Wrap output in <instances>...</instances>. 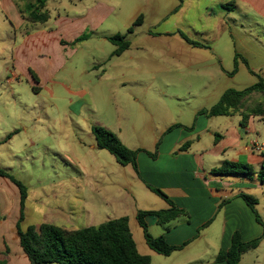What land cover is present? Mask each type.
I'll return each instance as SVG.
<instances>
[{"label": "rangeland", "instance_id": "1", "mask_svg": "<svg viewBox=\"0 0 264 264\" xmlns=\"http://www.w3.org/2000/svg\"><path fill=\"white\" fill-rule=\"evenodd\" d=\"M80 1H49L50 22L43 36L36 35L28 42H33L29 56L21 54V40L13 49L12 26L0 16V169L26 188L21 230L44 223L81 229L128 216L135 244L143 255L149 249L131 216L125 169L107 151L97 149L91 127L107 129L129 147L149 146L160 131L156 117H162L161 111L151 101H147V111L143 110L135 98L144 92L152 96L162 89L161 75L156 77V85H118L114 80L121 70L113 62L145 65L147 73L160 74L164 62L192 61L183 37L164 34L174 31L171 18L160 28H151L146 17L133 27L132 34L127 33L139 15L135 14L140 0H99L98 18L92 22L82 15L91 3ZM191 18H196L195 14L185 16L183 25ZM27 26L35 28L34 33L42 29L32 23ZM115 34L124 35L130 43L120 56H112L115 48L107 41ZM208 45L215 46L219 59L207 57L206 51L203 62H233L235 54L250 67L264 62V29L257 28L253 20L245 18L243 29L229 31ZM40 70L47 73L37 78ZM178 76L168 75L170 86L179 83ZM249 76L243 69L235 87H247ZM151 107L154 119L148 112ZM18 202L16 219L13 213L0 215L10 222L14 219L15 230L20 216ZM259 213L264 215V209Z\"/></svg>", "mask_w": 264, "mask_h": 264}, {"label": "crops", "instance_id": "2", "mask_svg": "<svg viewBox=\"0 0 264 264\" xmlns=\"http://www.w3.org/2000/svg\"><path fill=\"white\" fill-rule=\"evenodd\" d=\"M30 1L32 0H0V16L6 17L14 32L13 49L17 46L16 42L21 40L19 50L22 47L23 56H29L27 53L33 42H28L36 35L43 36L51 19L49 17L43 24H32L42 28L40 32L34 33L35 28L27 26L28 22L21 18L18 10ZM49 1L46 4L47 10ZM84 1L81 0V4ZM89 2L91 5L84 7L86 9L82 15L92 22L94 18H98L100 10L97 5L100 1ZM136 11L135 15L139 14L136 19L142 17L143 23L147 17L151 28H160L171 18L174 31H166L164 34L188 36L189 41L202 45L194 47L184 40L189 50L188 58L192 62H164L166 66L158 70L160 74L153 71L147 73L145 65L130 66L132 62L112 64L120 66L121 71L114 80L118 85H156V77L161 75L162 89L155 91L152 96L144 92L135 98L141 109L146 110L147 101H151L161 111L162 117H156L161 126L159 133L147 147H129L120 140L127 148L140 150L136 158L137 173L129 165L123 167L128 179L127 193L133 208L132 218L136 220L138 211L167 208V204L152 193L147 185L163 191L179 209L186 212V215L162 226L157 224L155 215H146L144 222L153 238L162 237L169 246L181 249L164 257L148 248L149 252L143 255L150 258L151 264H227L216 261V256L219 251L229 249L234 233H239L243 242L264 235V226L256 221L254 213L240 197L245 194L256 199V211L264 223V215L259 213V209H264V176L259 177L264 165V117L250 118L242 126L238 114L207 118L199 114V111L212 107L228 89L243 90L235 87L236 78L243 69L248 71L247 68H250L264 79V62L257 63L255 67H250L249 62L247 66L244 62H239L236 74L228 76L233 62H203L207 59L203 53L208 51L207 57L219 59L215 46L208 45V42L218 41L220 36L229 31L243 29L245 18L253 20L257 28L264 29V0H140ZM191 14H195L196 18L188 19L187 25H183L181 20ZM2 39L0 34V41ZM44 40L41 42L42 46ZM126 68L132 71L126 72ZM37 73L39 78L47 72L40 70ZM173 73L179 75V83L170 86L168 75ZM52 75L53 73L50 77ZM256 81L251 75L245 81L246 86H252ZM153 109L151 107L148 111L152 118ZM17 132L16 130L15 133ZM253 141H256L258 150H255ZM224 162L246 165L251 168L252 174L212 175L211 171ZM2 179L0 215L13 213L16 219L19 191L5 178ZM123 217L128 218L130 229V217ZM0 255L6 260V264H29L19 247L14 219L11 222L8 218L0 219ZM240 264H264V239L255 250L241 256Z\"/></svg>", "mask_w": 264, "mask_h": 264}, {"label": "trees", "instance_id": "3", "mask_svg": "<svg viewBox=\"0 0 264 264\" xmlns=\"http://www.w3.org/2000/svg\"><path fill=\"white\" fill-rule=\"evenodd\" d=\"M48 0H32L22 7H19V14L23 20L32 24H43L49 20V11L46 9ZM142 23V17H138L127 33L133 32V27ZM185 41L194 47L202 45ZM107 41L114 46L112 56H120L129 49L130 43L124 35L115 34L107 38ZM238 59L247 66V62L238 54L234 55L233 68L227 73L234 76L238 69ZM248 72L257 81L252 86L243 90L228 89L219 100L209 109L199 111V114L207 118L219 116H231L238 114L241 117L240 124L244 126L250 118L264 117V79L250 68ZM91 133L95 145L99 150L107 151L113 156L116 163L122 167L131 166L137 173L136 158L140 150H131L110 131L99 126H92ZM151 157L154 155L149 154ZM215 176H235L252 174L251 168L240 163L224 162L219 168L211 171ZM264 176V165L259 177ZM0 177L7 178L19 191L20 195V216L16 224V232L19 247L26 255L29 264H151L148 256L141 255L136 247L131 234L127 217L111 219L96 227H85L81 229H66L51 224H41L37 227L30 226L21 230L22 210L26 198V188L5 170L0 169ZM147 188L162 199L167 208L159 211H138L136 220L143 232V238L147 247L154 253L167 257L181 247L169 246L162 237L153 238L147 230L144 222L146 215H155L158 225H166L186 212L179 209L161 190L147 185ZM245 204L254 213L256 221L264 226L256 211L257 201L253 197L241 194ZM222 205L219 206V209ZM264 235L243 242L239 233L231 237V245L226 251H219L216 261L227 264H240V259L246 252L255 250ZM0 264H6V260L0 257Z\"/></svg>", "mask_w": 264, "mask_h": 264}, {"label": "built area", "instance_id": "4", "mask_svg": "<svg viewBox=\"0 0 264 264\" xmlns=\"http://www.w3.org/2000/svg\"><path fill=\"white\" fill-rule=\"evenodd\" d=\"M253 145L255 146V150H258L259 148L256 145V141H253Z\"/></svg>", "mask_w": 264, "mask_h": 264}]
</instances>
